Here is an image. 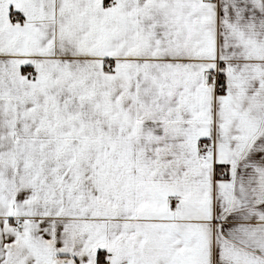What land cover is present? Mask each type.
<instances>
[{
  "label": "snow or ice",
  "instance_id": "obj_1",
  "mask_svg": "<svg viewBox=\"0 0 264 264\" xmlns=\"http://www.w3.org/2000/svg\"><path fill=\"white\" fill-rule=\"evenodd\" d=\"M0 264H264V0H0Z\"/></svg>",
  "mask_w": 264,
  "mask_h": 264
}]
</instances>
